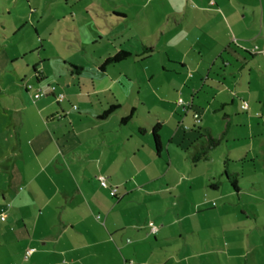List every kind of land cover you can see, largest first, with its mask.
<instances>
[{
  "label": "crops",
  "instance_id": "1",
  "mask_svg": "<svg viewBox=\"0 0 264 264\" xmlns=\"http://www.w3.org/2000/svg\"><path fill=\"white\" fill-rule=\"evenodd\" d=\"M180 5L149 10L161 24L136 53L119 46L132 55L126 61L101 71L116 53L105 56L88 78L65 62L57 77L38 52L21 98L0 99V264H204L215 254L203 248L206 227L215 229L207 214L225 184L242 194L238 163L256 177L264 171V0ZM130 59L134 70L121 69ZM208 136L221 144L194 162Z\"/></svg>",
  "mask_w": 264,
  "mask_h": 264
},
{
  "label": "rangeland",
  "instance_id": "2",
  "mask_svg": "<svg viewBox=\"0 0 264 264\" xmlns=\"http://www.w3.org/2000/svg\"><path fill=\"white\" fill-rule=\"evenodd\" d=\"M180 4L181 0H0V99L12 104V99L21 98L20 86L32 83L35 76L32 62L39 63L38 52L47 61L48 74L58 77L68 67L66 62L81 65L88 78L100 59L115 54L119 46L134 53L142 49L140 37L150 36L152 23L161 24L159 17L148 21L149 10L162 12L181 8ZM116 11L127 14L126 21L113 17ZM124 35L130 41L121 40ZM128 61L121 69L134 70L133 60ZM135 67L141 73L149 69L146 64ZM36 69L42 70L40 65ZM228 148L217 153L223 155ZM239 164L242 194L225 184L217 211L207 214L215 229L206 227L204 236L210 241L203 248L215 254L206 256L204 264H264V171L256 177L249 165L241 169Z\"/></svg>",
  "mask_w": 264,
  "mask_h": 264
},
{
  "label": "trees",
  "instance_id": "3",
  "mask_svg": "<svg viewBox=\"0 0 264 264\" xmlns=\"http://www.w3.org/2000/svg\"><path fill=\"white\" fill-rule=\"evenodd\" d=\"M131 53L126 52V51H119L117 52L115 55L108 57L105 62L100 66L99 70L104 71V69L110 65H115V64H119L123 61H126L127 59H129L131 57ZM73 69L77 70L78 68L71 66ZM116 107H112L111 109H109L108 111H106L102 118L107 117L113 109H115ZM131 118V115L124 118L122 121L125 122L127 120H129ZM158 130L159 128L156 127L154 129L153 132V139L155 142V146H156V150L157 152H159L160 149V140H159V134H158ZM222 139H214L211 136H208V145L207 148L200 150L193 158L194 162H199L200 160H206L208 158L209 152L211 151V149H214L216 147H218L221 144ZM230 183L232 185V187L237 190V180L235 178L230 179Z\"/></svg>",
  "mask_w": 264,
  "mask_h": 264
},
{
  "label": "built area",
  "instance_id": "4",
  "mask_svg": "<svg viewBox=\"0 0 264 264\" xmlns=\"http://www.w3.org/2000/svg\"><path fill=\"white\" fill-rule=\"evenodd\" d=\"M211 4L213 5L214 3L212 2ZM254 50L257 51L258 49L255 48ZM27 89H28V90H32V87H31V86H27ZM50 90L53 92V91L55 90V88H54V87H51ZM43 96H44V95H43L41 92H35V93L33 94V98H34L35 100L40 99V98H42ZM63 99H64V95H62V94H60V95H58L57 97H55V100H56L57 102H62ZM178 103H179L180 105L183 104V100L180 99V100L178 101ZM73 109H74V110H77V107L74 106ZM241 109L244 110V111H247V110L249 109L248 103H247V102H242V103H241ZM195 118H196V121L199 122V120L197 119V118H198L197 115H195ZM98 181H99V184H100V186H101L102 188H104V189H108V190L110 191V195H111L112 197H116V195H117V190L114 189V188H110V187L108 186V183H107V180H106L105 177H103V176L98 177ZM5 219H6V215H4V214H0V222H4ZM149 227L151 228V231H152L153 233H156V232L158 231V228H157L153 223H149ZM130 264H133V263H130Z\"/></svg>",
  "mask_w": 264,
  "mask_h": 264
}]
</instances>
